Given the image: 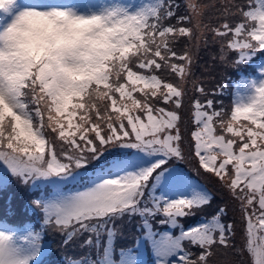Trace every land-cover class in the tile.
Here are the masks:
<instances>
[{"label": "snow or ice", "instance_id": "obj_1", "mask_svg": "<svg viewBox=\"0 0 264 264\" xmlns=\"http://www.w3.org/2000/svg\"><path fill=\"white\" fill-rule=\"evenodd\" d=\"M209 35L220 66L264 57V0H0V163L55 189L33 201L39 227L0 229V264H39L48 232L74 250L65 264H119L129 229L156 264H213L221 249L264 264V63L251 101L226 110L227 83L194 71Z\"/></svg>", "mask_w": 264, "mask_h": 264}, {"label": "rangeland", "instance_id": "obj_2", "mask_svg": "<svg viewBox=\"0 0 264 264\" xmlns=\"http://www.w3.org/2000/svg\"><path fill=\"white\" fill-rule=\"evenodd\" d=\"M46 2V3H45ZM115 0H72L71 4H66L63 3L62 1H56V2H48V0H43V3L45 4V6H52V5H60V6H73V5H79L80 10L81 11H87L88 10V6L91 5L93 6L94 10H100V8L102 6H106L108 4L114 3ZM130 2L134 3V4H142L145 3L146 0H130ZM204 2H209V0H204ZM217 22H222V21H216L213 20V23H217ZM217 44L213 43L211 41V35H209V43L203 47H201L198 51V55H197V63L194 65V71H195V75L198 78H204L206 81V87L207 85L211 86V82L207 79L210 78L211 76H216L218 75V73H220V77L219 80L222 78H225L226 76V70L228 69V67H223V66H219L218 63H214L213 60L211 59L212 54L215 53L217 51ZM209 62V63H208ZM262 63H264V60H262ZM206 69H210L212 71V73H214L213 75H210V72L207 71ZM237 70V68H231V70ZM230 70V71H231ZM260 78V66H259V71L254 74L253 76H244L241 81L238 83L236 90H235V94H234V99L235 101H240V102H250L251 101V97L254 94V89L252 86V82L253 81H258ZM223 100V103L226 107V110H230L232 107V101L230 99V96H228L227 99V94L224 93V95L220 98ZM147 163V161H146ZM184 166L187 168V170L190 171L189 165L184 164ZM5 171H7V174L5 173ZM9 170L7 169V167L5 165H3L2 163H0V172L3 174H0V177H7L8 174H12L11 172H8ZM191 175L193 176H197L196 172L191 171ZM199 179H202L203 181H205L210 188L212 189V191L214 190L215 194H216V201L215 203H219L222 199L225 198V194L220 191L219 189H217L213 184H211L207 178H205L203 175L198 176ZM2 183H0L1 185ZM12 183L8 186H6L7 191H9L10 187H11ZM19 190L17 192H20L24 195H27L29 192L33 193L35 192L36 194V198L40 199L42 197L47 198L51 195H53L55 189L50 193V195H46V192L43 190L44 186H38L37 188L35 187H31L28 184L25 183H21L18 186ZM158 193L160 194H164V195H169L172 198H176L177 195H187L188 194V190L184 189L181 191H169L168 188L166 187H161L157 189ZM19 193V195H20ZM2 205V203H0V206ZM215 206V205H213ZM30 208H33V205L30 206ZM39 215L42 216V213L39 212ZM8 216H16V214L14 213H10L8 214ZM33 223V221H31L30 219H27L24 221V224L22 226H18V228H22L23 231L25 232L27 229L31 228V224ZM13 222H11L10 220H5L4 224L0 225V229H8L10 226H13ZM15 224H17L15 222ZM13 229V228H12ZM18 231V230H17ZM48 239L46 240L47 242H50V235L53 232H48ZM24 233H20V235H22ZM134 236L135 233H133L131 231V229H129V235L126 237V240L128 241V243L126 245H121V247L126 248L127 251L123 252V258L121 261H119V264H125V261L127 259V256L129 254V252H131V254L135 257L137 264H156V260H157V254L155 251V248L153 246V244L149 241V239H136L134 244H133V240H134ZM45 243V246H49L51 245ZM119 244V243H118ZM152 245L153 247V253H154V260L153 261H149L150 263H145L146 262V258H147V254H146V249ZM119 247V246H118ZM131 249H138V251H132ZM73 249L69 248L67 250L61 248V253L67 254V255H72L73 254ZM58 252V248L55 249L54 253ZM76 254L78 253V250L76 251ZM56 256V254H52L51 258L53 259ZM236 259V257H234L231 254L230 250H226L225 255H221V262L222 264H230L231 261H234ZM65 261V260H64Z\"/></svg>", "mask_w": 264, "mask_h": 264}, {"label": "trees", "instance_id": "obj_3", "mask_svg": "<svg viewBox=\"0 0 264 264\" xmlns=\"http://www.w3.org/2000/svg\"><path fill=\"white\" fill-rule=\"evenodd\" d=\"M262 60H264V57H254L253 61H249L247 64H242L239 68H237V70H231V67H228V69L226 70V76L225 78H222L228 85L225 93L227 94V99L228 96H230L229 102L230 100L233 102L235 101L234 99V94H235V90L236 87L238 85V83L241 81V79L244 76H252L254 74H256L259 71V66L262 63ZM209 63V62H208ZM219 65V64H218ZM220 66V65H219ZM231 70V71H230ZM210 75H213L214 73H212V71L210 70ZM219 77H220V73H218V75L216 76H211L210 78H207L210 82H211V86L207 85V88L209 90H211L215 84L216 81H219ZM221 80V79H220ZM233 105V103H232ZM182 168H184L185 171H189L187 170V168L184 165H181ZM10 172V171H8ZM5 173L7 174V171H5ZM0 174H3L0 172ZM194 180H198V182L202 183V184H206L210 190H212L210 188V186L203 181L202 179H199L198 176H192ZM11 185L9 192L6 191H2L0 192V203H2V205L0 206V219L1 220H10L13 223H17L16 227L13 228L14 230H18V234L20 233H25L23 232L22 228H18V226H22L24 224V221L27 219L31 218V221H33V223L31 224V228L33 227H39V222L42 218L41 215H39V209L33 204L34 200H37L36 198V194L35 192L31 193L29 192L27 195H24L20 192H17L19 190L18 186L23 183L21 180L17 179L16 177H14L12 174H8L7 176V183H2L0 185V189ZM31 187H35L37 188L38 186H44V191L46 192V195H50V193L54 190V187L52 185H48V184H37V185H30ZM69 187H71V185H69ZM214 191V190H213ZM20 193V195H19ZM33 205V208H30V206ZM10 213H14L16 214V216H8V214ZM195 219V218H194ZM48 235L49 233L45 234L44 236V243L50 244L52 243L50 246L51 248L47 251L44 252V254L42 256H40L39 259V264H65V257L67 254L61 253V247L58 245L57 241L59 240V237L57 236V234L52 233L50 235V242H47L46 240L48 239ZM118 246H120L118 244ZM58 248V252L54 253L55 249ZM132 251H138V249H131ZM123 252L121 251L119 252L118 256H117V260L121 261L123 258ZM146 254H147V258H146V262L145 263H150L149 261H153L154 260V253H153V247L152 245H150L147 249H146ZM226 250H218V254L213 258V264H222L221 262V255H225ZM222 253V254H221ZM52 254H56V256L52 259L51 255ZM33 264H35V262H33Z\"/></svg>", "mask_w": 264, "mask_h": 264}]
</instances>
